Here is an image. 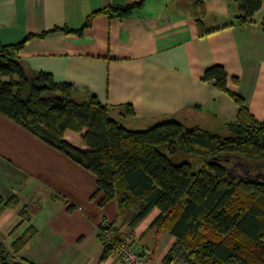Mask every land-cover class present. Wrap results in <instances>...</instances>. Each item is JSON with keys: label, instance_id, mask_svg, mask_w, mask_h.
<instances>
[{"label": "crops", "instance_id": "1", "mask_svg": "<svg viewBox=\"0 0 264 264\" xmlns=\"http://www.w3.org/2000/svg\"><path fill=\"white\" fill-rule=\"evenodd\" d=\"M134 1L0 0V42L33 33L15 51L28 70L71 83L77 99L95 95L130 129L176 117L227 131L239 107L230 92L264 123V3L243 24L233 0H145L127 17L94 14L80 34L53 30L78 29L91 12ZM214 64L227 73L226 91L203 78ZM126 104L132 114L124 116ZM84 131L65 129L63 138L85 149ZM101 196L93 172L0 112V243L10 257L20 264H123L116 249L101 259L98 226L105 220L149 264H191L176 236L151 224L156 207L132 222L137 204L120 209L114 197L100 205Z\"/></svg>", "mask_w": 264, "mask_h": 264}, {"label": "trees", "instance_id": "2", "mask_svg": "<svg viewBox=\"0 0 264 264\" xmlns=\"http://www.w3.org/2000/svg\"><path fill=\"white\" fill-rule=\"evenodd\" d=\"M233 1L238 24L253 21L264 3ZM144 2L110 4L91 12L78 29L55 26L53 30L80 34L94 14L127 17ZM197 22L201 29L200 17ZM33 35L13 44L0 42L1 113L93 172L97 192H102L100 205L114 197L120 209L137 204L132 222L156 207L159 212L151 224L176 236L191 264L264 263V176L235 170L237 159L264 162V123L253 117L241 96L230 92L239 107L236 120L226 124V134L186 126L176 117L130 129L95 95L77 99L71 83L56 82L48 72L28 70L15 51ZM203 78L227 90L223 66L207 67ZM121 109L124 116L132 114L128 104ZM65 129H85L82 139L87 148L64 139ZM98 228L101 259L127 241L119 226L102 220ZM30 235L29 231L17 238L13 251L18 252ZM0 264H20L1 243Z\"/></svg>", "mask_w": 264, "mask_h": 264}, {"label": "built area", "instance_id": "3", "mask_svg": "<svg viewBox=\"0 0 264 264\" xmlns=\"http://www.w3.org/2000/svg\"><path fill=\"white\" fill-rule=\"evenodd\" d=\"M123 264H149L141 254L134 249L130 242H120L115 248Z\"/></svg>", "mask_w": 264, "mask_h": 264}, {"label": "rangeland", "instance_id": "4", "mask_svg": "<svg viewBox=\"0 0 264 264\" xmlns=\"http://www.w3.org/2000/svg\"><path fill=\"white\" fill-rule=\"evenodd\" d=\"M190 114H192V112H190V113H188L187 115H190ZM119 123L121 124V125H129L128 124V121H126L125 119H123V118H119ZM184 125H188L187 123H185ZM126 127V126H125ZM211 131V130H210ZM225 131V132H224ZM212 132H215V133H218V134H226V130H213ZM237 161H239L240 163H241V165L242 166H244V163H247L248 164V166H250L251 165V172H253V173H255V172H262L263 174H264V162L263 161H261L259 158H241L240 160L239 159H237ZM257 164V165H256ZM239 167H240V165H239ZM236 170V169H235ZM233 171V172H236V171ZM238 172V171H237ZM239 172H240V170H239ZM184 246V245H183ZM180 248H182V247H180ZM183 250H185L184 248H182Z\"/></svg>", "mask_w": 264, "mask_h": 264}, {"label": "water", "instance_id": "5", "mask_svg": "<svg viewBox=\"0 0 264 264\" xmlns=\"http://www.w3.org/2000/svg\"><path fill=\"white\" fill-rule=\"evenodd\" d=\"M235 157L239 158V156H237V155ZM248 167H249L248 164L247 163H244V168L242 169V172L243 173H247L248 172V169H247ZM253 176L260 177V176H264V174L262 172H255L253 174Z\"/></svg>", "mask_w": 264, "mask_h": 264}, {"label": "flooded vegetation", "instance_id": "6", "mask_svg": "<svg viewBox=\"0 0 264 264\" xmlns=\"http://www.w3.org/2000/svg\"><path fill=\"white\" fill-rule=\"evenodd\" d=\"M235 164V163H234ZM239 165H240V167H239ZM244 168V166H242L241 165V163L240 162H237L236 164H235V169L237 170V171H242V169ZM248 169V172H251V165L247 168ZM251 173H253V172H251Z\"/></svg>", "mask_w": 264, "mask_h": 264}]
</instances>
